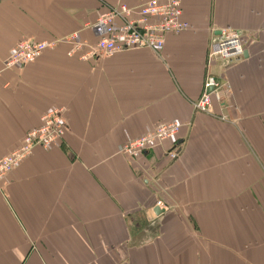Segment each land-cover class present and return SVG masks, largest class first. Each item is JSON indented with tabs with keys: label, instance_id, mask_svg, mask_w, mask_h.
<instances>
[{
	"label": "crops",
	"instance_id": "obj_1",
	"mask_svg": "<svg viewBox=\"0 0 264 264\" xmlns=\"http://www.w3.org/2000/svg\"><path fill=\"white\" fill-rule=\"evenodd\" d=\"M145 1L0 0V159L53 108L65 124L57 146L0 181V264H264V0H182L189 28L159 55L83 60L63 43L4 68L19 42L77 32L94 44L85 26L99 14ZM222 30L240 35L246 56L213 61L219 100L197 113ZM169 122L182 126L174 138L117 154Z\"/></svg>",
	"mask_w": 264,
	"mask_h": 264
},
{
	"label": "built area",
	"instance_id": "obj_2",
	"mask_svg": "<svg viewBox=\"0 0 264 264\" xmlns=\"http://www.w3.org/2000/svg\"><path fill=\"white\" fill-rule=\"evenodd\" d=\"M182 0H146L139 6L130 7L117 4L99 14L90 29L96 36V42L90 44L82 40L79 33L49 41H22L10 52L4 62V68L14 69L26 66L37 60L44 52L53 50L59 44L72 45L69 55L82 51L81 59L93 56L112 57L116 53L129 50H149L160 54L165 38L170 33H180L189 28L181 19ZM221 37L208 47L206 55V74L199 98L192 104L197 113L213 112V99L219 100L220 82L210 72L213 61H230L240 58L244 46L240 35L234 31L222 30ZM63 109L53 108L41 118V125L29 130L18 149L0 159V181L17 168L36 148L57 146L64 136L65 124ZM177 122L161 123L146 134L137 138H128L117 147V154L135 158L144 150L154 148L163 141L174 138L180 131ZM177 154H170L175 159ZM157 206H162L160 202Z\"/></svg>",
	"mask_w": 264,
	"mask_h": 264
},
{
	"label": "rangeland",
	"instance_id": "obj_3",
	"mask_svg": "<svg viewBox=\"0 0 264 264\" xmlns=\"http://www.w3.org/2000/svg\"><path fill=\"white\" fill-rule=\"evenodd\" d=\"M40 58V57H39ZM214 76V75H213ZM215 77V76H214ZM204 78H205V76H204ZM216 78V77H215ZM217 79V78H216ZM218 80V79H217ZM204 81V80H203ZM219 81V80H218ZM220 82V81H219ZM203 85V84H202ZM202 90V89H201ZM214 100V99H213ZM216 100V99H215ZM61 109H63L64 110V108H61ZM194 110V109H193ZM194 112H196L195 110H194ZM202 114V113H201ZM134 138H137V137H134ZM151 148H148V149H146V150H144L143 152H145V151H148V150H150ZM169 157H170V155H169ZM172 160V159H171ZM24 161V160H23ZM158 207H160V206H158Z\"/></svg>",
	"mask_w": 264,
	"mask_h": 264
},
{
	"label": "water",
	"instance_id": "obj_4",
	"mask_svg": "<svg viewBox=\"0 0 264 264\" xmlns=\"http://www.w3.org/2000/svg\"><path fill=\"white\" fill-rule=\"evenodd\" d=\"M243 54H244V56H246L245 53H243Z\"/></svg>",
	"mask_w": 264,
	"mask_h": 264
}]
</instances>
